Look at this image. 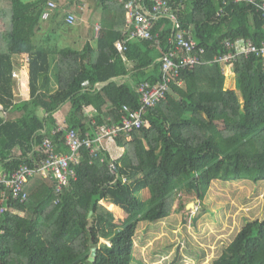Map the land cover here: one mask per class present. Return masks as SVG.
<instances>
[{
  "label": "trees",
  "instance_id": "obj_1",
  "mask_svg": "<svg viewBox=\"0 0 264 264\" xmlns=\"http://www.w3.org/2000/svg\"><path fill=\"white\" fill-rule=\"evenodd\" d=\"M49 1L0 0V17L9 12L10 20V28L0 31V175L22 164L37 166L45 138L56 152L67 153V131L95 138L101 126L119 125L123 106L140 107L139 84L160 81L159 60L170 48L172 22L161 17L152 29L159 44L132 39L120 54L115 43L127 38V23L119 0H97L102 24L95 48L89 42L81 50L39 44L35 36ZM153 1L142 2L148 9ZM166 2L206 62L229 53L228 40L264 42V19L243 3ZM58 6L51 24L62 10ZM56 24L66 25L61 18ZM24 55L28 99L16 97L13 77ZM230 65L239 95L225 88L220 64L182 72L170 84L173 94L145 110L144 127L115 137L114 145L123 149L113 161L116 171L106 150L91 157L82 148L76 178L58 195L51 179L29 177L23 202L0 204V264H142L133 257L138 224L170 216L181 194L203 199L217 179L264 182V60L241 55ZM67 103L66 126L59 130L56 117ZM104 204L120 208L127 220L116 224ZM213 264H264V220L247 222Z\"/></svg>",
  "mask_w": 264,
  "mask_h": 264
},
{
  "label": "built area",
  "instance_id": "obj_2",
  "mask_svg": "<svg viewBox=\"0 0 264 264\" xmlns=\"http://www.w3.org/2000/svg\"><path fill=\"white\" fill-rule=\"evenodd\" d=\"M143 0H119L124 4L126 10V39L119 40L115 43L116 50L122 54L126 51V43L132 39L144 41H155L159 44L158 34H153L152 29L155 22L161 18H169L172 22V34L168 39L170 48L160 58L161 79L155 84L144 82L139 84L137 92L140 99V107L131 110L123 106V114L119 125L101 126L95 138L88 135L81 137L75 130H69L64 136V145L68 149L67 153H58L54 149V144L49 138H45L41 150L44 157L35 167L22 164L13 174L0 175V187L3 190L0 194V204L9 199L23 202L27 195L24 192V185L29 177L49 178L54 182V192L56 195L61 193L63 187L69 184V181L75 179V169L79 165L82 148L87 149L91 157H95L101 148L106 150L104 145L107 142L114 143L115 137L120 133L129 135L135 130H139L147 123L143 118L145 110L156 106L167 96L170 84L179 77V75L196 66L206 63L231 64L236 61L238 56H248L253 54L264 60V42L260 46L253 45L245 39L235 41H226L225 47L231 51L221 56H216L212 61L203 60L204 50L198 49L192 36L187 31L180 30L175 16L172 14L166 0H154L152 5L147 9L143 5ZM234 2L243 3L250 6L259 13L264 19V0H233ZM57 9L54 2L49 1L42 13L41 19L47 20L50 15ZM65 24L72 27L76 24V17L73 13H68L64 19ZM98 33L99 27L96 28ZM13 77H17L13 73ZM1 108V107H0ZM63 129L60 128L59 130ZM115 144V143H114ZM111 157V156H110ZM117 159L111 157L112 162L109 165L110 170L116 171L117 168L113 161ZM125 181V180H124ZM3 209L0 208V213Z\"/></svg>",
  "mask_w": 264,
  "mask_h": 264
},
{
  "label": "rangeland",
  "instance_id": "obj_3",
  "mask_svg": "<svg viewBox=\"0 0 264 264\" xmlns=\"http://www.w3.org/2000/svg\"><path fill=\"white\" fill-rule=\"evenodd\" d=\"M54 3L59 7V2ZM75 12L76 24L72 27L65 25V29L56 24L58 20L52 24L42 20L35 41L43 45L82 48L83 44L78 40L83 33L77 7ZM2 19L0 31H5L4 22L8 18L3 16ZM92 37H95L94 32ZM26 57L24 55L17 61L25 64ZM225 87L233 88L230 78L226 79ZM234 90L239 95L236 85ZM146 196V191H143L141 199L145 200ZM189 204L192 207L187 209ZM107 208L113 210L111 205ZM112 212L118 225L128 218L118 207ZM255 220H264V182L214 180L203 199L193 192H186L177 198L170 216L158 222L138 224L133 239L134 261L142 264H213L245 224Z\"/></svg>",
  "mask_w": 264,
  "mask_h": 264
},
{
  "label": "crops",
  "instance_id": "obj_4",
  "mask_svg": "<svg viewBox=\"0 0 264 264\" xmlns=\"http://www.w3.org/2000/svg\"><path fill=\"white\" fill-rule=\"evenodd\" d=\"M55 1L59 2V4L62 6V10H60V12L57 16V20H59V18L65 19L66 15L68 13H73L76 15V12H75L76 7L79 10V17H80V21H79L80 23L79 24H80V28L82 29L81 33H83V34L81 37L78 38V40L80 43L83 44V46L80 49L75 48V47H71V46H63V47H70V48H73L76 50H81L89 42L90 46L92 48H95V46H96L95 39L99 33V31L97 33L96 28L99 27V30H100L101 24H102L101 23V9L97 5V0H64V2H62V3H60L61 2L60 0H55ZM54 13H55V11L50 15V17L47 19V21H49V19L54 15ZM8 14H9V12H8ZM8 14L6 16L8 19H7L6 23L4 22V26H5L6 30L10 28V20H9ZM0 19H2V17H0ZM57 20H56V22H57ZM67 27H69V26H67ZM93 29H94V31H93ZM93 32H94L95 37H92ZM75 40H77V39H75ZM19 62H21V61L19 60ZM208 62H210V61H208ZM22 64H23L22 67H19L15 71V73L17 74V85H18L17 89L15 91V94H16L17 98L28 99V97H29V70H28L27 57H26V63L25 64L22 63ZM217 64H219V63H217ZM220 66H221L222 73L225 76V81L227 78H230V80L232 82L233 88L228 87V89L234 90L235 76H234V73L232 71V66L230 64H220ZM69 109H70V103H67L60 109L59 113L57 114L56 118L58 120V122H57L58 129H60L62 127L65 128V126H66L65 116L69 112ZM87 113L89 115H91V112H87ZM104 147L106 148V151L109 153V155L111 157L119 158L123 154V149L116 147L114 145V143L107 142L106 145H104Z\"/></svg>",
  "mask_w": 264,
  "mask_h": 264
},
{
  "label": "water",
  "instance_id": "obj_5",
  "mask_svg": "<svg viewBox=\"0 0 264 264\" xmlns=\"http://www.w3.org/2000/svg\"><path fill=\"white\" fill-rule=\"evenodd\" d=\"M168 93H169V94H173L172 91H171V89L168 90ZM191 207H192L191 204L187 205V209H189V208H191ZM94 256H95V249H92V253H91V256H90V258H89V261H90V262L93 261Z\"/></svg>",
  "mask_w": 264,
  "mask_h": 264
}]
</instances>
